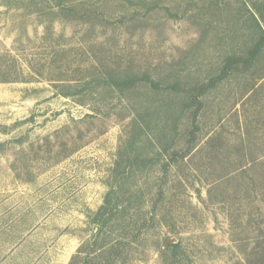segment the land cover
<instances>
[{
  "label": "rangeland",
  "instance_id": "obj_1",
  "mask_svg": "<svg viewBox=\"0 0 264 264\" xmlns=\"http://www.w3.org/2000/svg\"><path fill=\"white\" fill-rule=\"evenodd\" d=\"M259 27L264 0H0V264H94L106 201L107 264H264V47L188 140Z\"/></svg>",
  "mask_w": 264,
  "mask_h": 264
},
{
  "label": "trees",
  "instance_id": "obj_2",
  "mask_svg": "<svg viewBox=\"0 0 264 264\" xmlns=\"http://www.w3.org/2000/svg\"><path fill=\"white\" fill-rule=\"evenodd\" d=\"M260 28V27H259ZM264 47V30L260 28V35L258 37V39L248 48L246 55L245 56H227L222 64L220 65L219 69H218V73L215 76L210 77L205 83L199 84L198 86L195 85L194 88H192V91H195L193 95H191V103H195L196 106L194 107L193 111H191V116H190V120H191V124H192V128L188 130V140L193 141L195 138V130L197 129V126L195 125V120L197 118L198 115V111L200 109V107L202 106V102L198 99L201 95H203L206 90L212 86H214V84L218 81H220L221 79H223L224 77H226L230 71H232L233 69H238L240 71H244L247 70L251 67V65L255 62L257 55L263 50ZM143 78L150 80L147 76H142ZM132 80H134L132 77H130ZM137 80V79H136ZM138 80H140V78H138ZM129 81H131L130 79L125 81V85H129ZM124 82V81H123ZM153 87H157V83L150 81ZM73 87V85H62L60 87V91L59 93L61 95L64 96H71L72 93H70V91H68V87ZM178 85L176 84H170L168 85V88L170 89H175L177 88ZM190 103V104H191ZM137 127V123L135 122V120L131 123L130 125V132L136 130ZM141 128H145V127H141ZM148 127H146L145 129H143L144 131L147 130ZM143 132V131H142ZM187 149L185 151V153H187L191 147L193 145H187ZM183 153L182 157L185 156ZM118 162L116 163V169L118 167ZM110 203L108 201H106V203L102 206H100V208L98 209V216H99V221H102V224L100 227H98V230L95 232V238L93 240L92 243V248L90 249V251L88 252L89 254V259L90 260H96L94 262V264H107L106 262H115L117 260L118 263L122 262L120 260L122 254L121 252L117 251L115 246L120 244V241H114V243H108L105 240H102V236H101V228L103 227V225H105V223L107 222V220L109 219V214L111 212V207L109 205ZM101 242V243H100ZM82 247H80L78 249V252L76 255H74L72 257V260L70 262V264H74L75 258H77V256L79 255V253L82 251ZM111 259V260H110ZM88 259L85 258L84 259V264H87ZM112 262V263H113Z\"/></svg>",
  "mask_w": 264,
  "mask_h": 264
},
{
  "label": "water",
  "instance_id": "obj_3",
  "mask_svg": "<svg viewBox=\"0 0 264 264\" xmlns=\"http://www.w3.org/2000/svg\"><path fill=\"white\" fill-rule=\"evenodd\" d=\"M176 242H177V239L175 237H169L166 239L164 246L169 244V243H176Z\"/></svg>",
  "mask_w": 264,
  "mask_h": 264
}]
</instances>
